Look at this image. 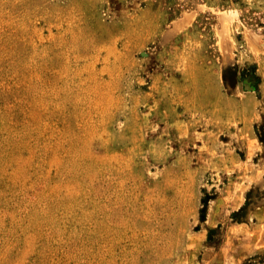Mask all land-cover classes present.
I'll return each instance as SVG.
<instances>
[{
  "label": "rangeland",
  "instance_id": "rangeland-1",
  "mask_svg": "<svg viewBox=\"0 0 264 264\" xmlns=\"http://www.w3.org/2000/svg\"><path fill=\"white\" fill-rule=\"evenodd\" d=\"M0 264H264V0H0Z\"/></svg>",
  "mask_w": 264,
  "mask_h": 264
}]
</instances>
